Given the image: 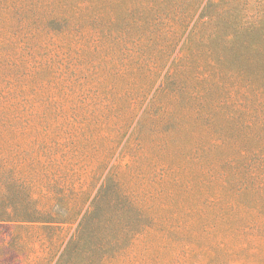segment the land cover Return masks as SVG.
I'll use <instances>...</instances> for the list:
<instances>
[{
  "label": "rangeland",
  "instance_id": "rangeland-1",
  "mask_svg": "<svg viewBox=\"0 0 264 264\" xmlns=\"http://www.w3.org/2000/svg\"><path fill=\"white\" fill-rule=\"evenodd\" d=\"M0 264H264V0H0Z\"/></svg>",
  "mask_w": 264,
  "mask_h": 264
},
{
  "label": "trees",
  "instance_id": "trees-1",
  "mask_svg": "<svg viewBox=\"0 0 264 264\" xmlns=\"http://www.w3.org/2000/svg\"><path fill=\"white\" fill-rule=\"evenodd\" d=\"M218 256H219V258H222L224 260L230 259L233 257L230 253H223V252L217 254V258H218Z\"/></svg>",
  "mask_w": 264,
  "mask_h": 264
}]
</instances>
